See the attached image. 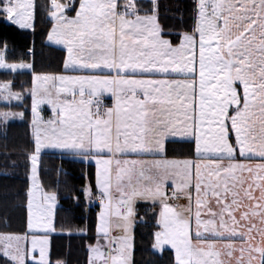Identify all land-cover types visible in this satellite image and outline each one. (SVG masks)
<instances>
[{
    "label": "snow or ice",
    "instance_id": "1",
    "mask_svg": "<svg viewBox=\"0 0 264 264\" xmlns=\"http://www.w3.org/2000/svg\"><path fill=\"white\" fill-rule=\"evenodd\" d=\"M68 7L46 6L47 41L71 74L34 76L24 228L0 233V264H51L53 234L71 235L40 180L46 149L95 162L83 190L100 207L88 264H133L134 230L148 226L141 202L156 210L153 248L174 249V264H264V0H192L190 20L167 33L160 0ZM0 18L34 30L35 0H0ZM6 51L4 42L0 69L35 71ZM0 96L20 99L8 83ZM23 116L3 112L0 123Z\"/></svg>",
    "mask_w": 264,
    "mask_h": 264
},
{
    "label": "trees",
    "instance_id": "2",
    "mask_svg": "<svg viewBox=\"0 0 264 264\" xmlns=\"http://www.w3.org/2000/svg\"><path fill=\"white\" fill-rule=\"evenodd\" d=\"M74 2V10L79 0H60L67 4ZM146 2V0H145ZM192 0H160V23L167 33L182 30L180 17L190 20L188 10ZM36 20L33 32L21 30L0 18V45L7 44L6 58L9 63H31L30 72H0V84L8 83L11 90L23 96L22 105L0 103V112L23 113V119L8 124H0V233L21 232L26 215L22 207L29 187L30 162L27 158L34 143L32 136V98L28 91L32 88L35 74H68L62 64L66 52L52 46L47 41L50 18L46 6L49 0H35ZM74 10L72 13H74ZM168 38V37H166ZM178 154H187V149L177 146ZM96 166L91 161H81L59 153L47 152L41 156L40 180L48 191H56L59 197L57 223L71 229V235L57 232L52 236L50 251L51 264H88L89 245L97 238V223L100 207H89L83 194L85 187L94 184ZM137 205V220L144 217L148 226L137 224L135 228V248L133 264H174V254L169 250L157 253L153 249L154 232L158 230L155 209ZM83 229V231H80Z\"/></svg>",
    "mask_w": 264,
    "mask_h": 264
},
{
    "label": "rangeland",
    "instance_id": "3",
    "mask_svg": "<svg viewBox=\"0 0 264 264\" xmlns=\"http://www.w3.org/2000/svg\"><path fill=\"white\" fill-rule=\"evenodd\" d=\"M71 3H74L73 1H70V2H68L67 4H71ZM74 6V5H73ZM75 7V6H74ZM18 27V26H17ZM19 28V27H18ZM21 30H25V31H29V32H33L34 30L33 29H21ZM49 44H51V43H49ZM52 46H56V47H59L60 48V46H58V45H54V44H51ZM30 71H32V70H30V69H21V70H19V71H17V72H30ZM0 72H11V71H9V70H7V69H0ZM13 73H16V72H13ZM36 75V74H35ZM35 75H33V76H35ZM33 79H34V77H33ZM34 84V83H33ZM32 88H33V86H32ZM32 88H30V90L32 89ZM30 90L28 91V95L31 97V95H30ZM12 92H14L13 90H12ZM15 93V92H14ZM23 99H24V97L22 96H20V99H14V98H10V99H8V100H5L4 98H3V96H0V103H2V104H7V105H9V106H11V105H22V103H23ZM103 100H107V101H109L111 104H112V106L114 105V99L111 97V96H109L108 94H105L104 95V97H103ZM31 108H32V102H31ZM3 112H9V113H18V112H12V111H3ZM3 112H0V113H3ZM41 114L47 119V118H49V117H51L52 115H53V113H52V109H51V106L50 105H43L42 106V108H41ZM31 115H32V111H31ZM21 119L20 118H14V119H10L8 122H7V124L8 123H11V122H16V121H20ZM0 124H4V123H0ZM47 152H53V153H59V154H61L58 150H49V149H46V150H44L42 153H41V156L44 154V153H47ZM79 160V159H78ZM95 163V162H94ZM29 186H30V174H29ZM94 191H95V189H94ZM168 192H169V194H171V191L168 189ZM179 201H170V203H178ZM138 204H144L143 202H141V203H138ZM137 204V205H138ZM180 204H182V203H180ZM58 207H59V202H58V206H57V209H58ZM159 230V229H158ZM154 249V248H153ZM164 250H169V251H171L173 254H174V257H175V252H174V249H171L170 247H166ZM154 251L155 252H157V253H160V252H158L157 250H155L154 249ZM49 259H50V255H49ZM50 262H51V260H50Z\"/></svg>",
    "mask_w": 264,
    "mask_h": 264
},
{
    "label": "built area",
    "instance_id": "4",
    "mask_svg": "<svg viewBox=\"0 0 264 264\" xmlns=\"http://www.w3.org/2000/svg\"><path fill=\"white\" fill-rule=\"evenodd\" d=\"M68 9H70V10L73 9V5L72 4H69ZM103 102H104V105L105 106H108L109 107V105H110L109 101L103 100ZM88 204L91 207H98L99 206V202L97 200H95V199H93L91 202L88 201Z\"/></svg>",
    "mask_w": 264,
    "mask_h": 264
},
{
    "label": "crops",
    "instance_id": "5",
    "mask_svg": "<svg viewBox=\"0 0 264 264\" xmlns=\"http://www.w3.org/2000/svg\"><path fill=\"white\" fill-rule=\"evenodd\" d=\"M50 43V42H49ZM61 48V47H60ZM68 74H71V73H68ZM91 162H93L94 163V161H91ZM95 164V163H94ZM169 190L172 192V189L171 188H169ZM178 203H184V201L183 200H180Z\"/></svg>",
    "mask_w": 264,
    "mask_h": 264
}]
</instances>
